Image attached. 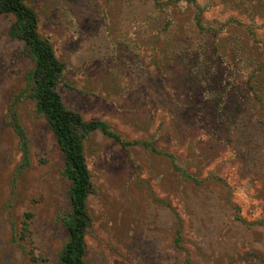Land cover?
Instances as JSON below:
<instances>
[{"label": "rangeland", "instance_id": "rangeland-1", "mask_svg": "<svg viewBox=\"0 0 264 264\" xmlns=\"http://www.w3.org/2000/svg\"><path fill=\"white\" fill-rule=\"evenodd\" d=\"M26 3L65 64L64 105L140 143L84 141L94 187L85 264H264V73L251 75L264 68V0ZM12 22L0 16V264H58L69 184L23 97L32 61Z\"/></svg>", "mask_w": 264, "mask_h": 264}, {"label": "trees", "instance_id": "trees-1", "mask_svg": "<svg viewBox=\"0 0 264 264\" xmlns=\"http://www.w3.org/2000/svg\"><path fill=\"white\" fill-rule=\"evenodd\" d=\"M153 1L157 7L162 5L160 0ZM0 16L13 18L9 35L23 44L25 56L32 61V69L26 76L23 97L34 103L37 114L46 121L63 155L62 174L69 184L70 212L63 219L67 239L59 253L58 264H85V236L91 228L87 199L93 194L94 187L84 155V141L89 134L100 132L124 147L140 143L126 142L106 123L98 120L85 121L79 113L64 105L58 86L65 64L56 57L52 44L39 34L37 14L27 5L26 0H0ZM256 73H264L263 66L253 71L251 75L255 77ZM255 85H258V82ZM251 90L261 101L256 87L252 86ZM9 119L22 150L21 168L27 167L29 165L27 138L14 106L10 108ZM142 145L148 147L146 143ZM25 217L30 218V215L26 214ZM21 232L22 237L26 238L28 234L26 224H23ZM179 233L178 230L177 245L180 241ZM31 261L34 262L33 258Z\"/></svg>", "mask_w": 264, "mask_h": 264}]
</instances>
